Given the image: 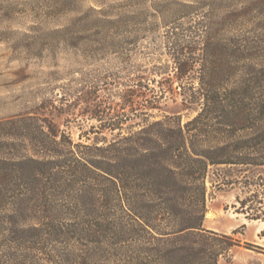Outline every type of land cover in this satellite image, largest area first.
<instances>
[{
    "label": "rangeland",
    "instance_id": "rangeland-1",
    "mask_svg": "<svg viewBox=\"0 0 264 264\" xmlns=\"http://www.w3.org/2000/svg\"><path fill=\"white\" fill-rule=\"evenodd\" d=\"M221 1L0 0L2 129L27 117L74 145L83 161L72 173L79 180L71 191L76 200H68L78 211L67 221L82 225L86 235L97 232L98 191L108 186L97 168L111 170L118 148L132 146L127 139L154 122L184 125L197 114L191 94L202 64L215 61L209 45H219L216 62L237 73L245 56L233 49L259 46L250 63L264 67V0ZM233 4L250 14L227 18L225 6ZM101 16L120 23L99 29ZM178 61L187 63L185 71ZM209 176L238 181L219 189L206 183L204 229L236 241L218 264H264V222L246 219L239 209L244 199L258 206L250 197L254 187L243 186L245 178L264 179V167H209ZM73 250L80 255L76 264H97L96 242L84 238Z\"/></svg>",
    "mask_w": 264,
    "mask_h": 264
},
{
    "label": "trees",
    "instance_id": "trees-1",
    "mask_svg": "<svg viewBox=\"0 0 264 264\" xmlns=\"http://www.w3.org/2000/svg\"><path fill=\"white\" fill-rule=\"evenodd\" d=\"M225 9L229 19L251 12L234 4ZM102 17L99 29L120 23ZM209 46L215 61L202 64L191 94L197 114L184 125L154 122L127 139L142 149L125 144L111 170L97 168L108 186L98 191L102 203L94 238L67 221L78 211L68 200L79 181L72 175L74 164L78 168L83 161L74 145L58 129L27 117L4 129L0 123V264H76L80 255L73 247L84 238L96 242L97 264H218L228 255L236 241L203 227L206 183L219 189L238 181H214L209 167H264V67L250 63L259 46L233 49L245 56L238 73L216 62L219 45ZM177 65L187 67L184 61ZM263 181L260 176L244 181L243 188L254 187L250 197L258 205L239 202L250 221L264 222Z\"/></svg>",
    "mask_w": 264,
    "mask_h": 264
}]
</instances>
